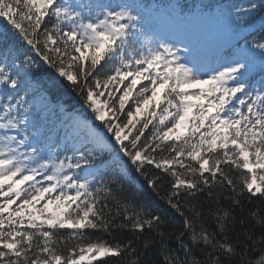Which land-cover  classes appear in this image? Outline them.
I'll list each match as a JSON object with an SVG mask.
<instances>
[{"label": "snow or ice", "instance_id": "obj_1", "mask_svg": "<svg viewBox=\"0 0 264 264\" xmlns=\"http://www.w3.org/2000/svg\"><path fill=\"white\" fill-rule=\"evenodd\" d=\"M0 90V264H264V0H0Z\"/></svg>", "mask_w": 264, "mask_h": 264}, {"label": "trees", "instance_id": "obj_2", "mask_svg": "<svg viewBox=\"0 0 264 264\" xmlns=\"http://www.w3.org/2000/svg\"><path fill=\"white\" fill-rule=\"evenodd\" d=\"M102 1H105V0H100V2H102ZM106 1L108 3H112V2H117L118 0H106ZM147 2L148 3H160V4H172V5H179V6H187L188 9H192L193 6L199 5L201 3H213V4H220V5H227V4H230L233 2H240V0H147ZM230 42H231V37L223 29H221L219 31L217 38L213 41L214 45L217 43H218V45L226 43L227 47H228ZM213 43L211 45H213ZM258 79H259V77H257V80ZM12 94L13 93L11 92V90H0V109H2V105L4 103H9V101L7 100V96L12 95ZM23 94H24L23 91H21L18 95L22 96ZM15 98H18V97H14V99L11 101V103H15ZM34 103L38 104L39 101L36 100V101H34ZM129 103L131 104V102H129ZM51 104L53 106H56V107H54V109L48 110L47 112L41 113V117H46V120H44L43 122L47 123L49 126H51L53 124H55L56 126H59L61 123L68 121L69 120V114H79L81 116H84L85 118L88 117V112L85 110V108L81 107L80 98L78 96H76L75 94L67 93L66 95H61L59 97H53L51 100ZM61 104L67 109V112H61L59 110L58 105H61ZM126 110H127V108H126ZM21 112H22V110H21ZM120 119L123 120L124 117L121 116ZM96 123H100V122L97 121ZM137 127H139V125ZM150 129H151V126H150ZM133 134H135V133H133ZM145 135L146 136L148 135V131L145 132ZM142 139H143V137H142ZM148 167H149V170L152 172L159 171V170H156L154 168V166H148ZM114 175H115L114 172L109 171V172L104 174V178L107 179V178L114 176ZM166 186L167 185H165V187ZM146 195L148 197L147 203L150 206H154L158 210L163 209L165 211H170L169 209H167V206L164 204V202L162 200H160L158 197H156L154 193L146 191ZM198 199L204 203L205 209L214 207V205H212L208 201V198L205 195H200L198 197ZM258 206L261 208H264V201L256 200L252 204L245 203L243 212H240L239 210H237V224L235 226L236 231H239L241 228V225L239 224V221L241 219H244L246 221L245 226H252L254 224V220L249 215V213H250V211H255ZM176 219H177V221H179L180 218L176 217ZM208 226L214 227V224L210 218H209ZM260 231L261 230L259 228H257L256 234L259 235ZM145 235L150 236L151 234L145 233ZM105 238H107V237H105ZM118 238L121 240H123L125 238H132V234L126 233V234H124ZM136 244H137L139 250L141 252H143V255L141 256V259H140V264H163L162 257L157 255V248L159 247L158 242L155 246H150L146 251L143 248V242L141 240H137ZM172 247L177 248L175 242H172ZM252 255H253V258H258L259 253L254 252ZM112 264H115V262L113 261Z\"/></svg>", "mask_w": 264, "mask_h": 264}, {"label": "rangeland", "instance_id": "obj_3", "mask_svg": "<svg viewBox=\"0 0 264 264\" xmlns=\"http://www.w3.org/2000/svg\"><path fill=\"white\" fill-rule=\"evenodd\" d=\"M220 50H216L215 52H211V51H208V53H207V56L205 57V59H206V61L208 62V63H212V56L214 55V53H218ZM12 134H14V133H12Z\"/></svg>", "mask_w": 264, "mask_h": 264}]
</instances>
